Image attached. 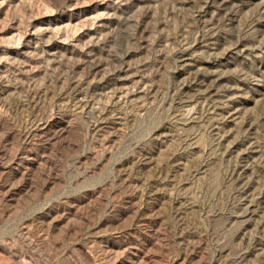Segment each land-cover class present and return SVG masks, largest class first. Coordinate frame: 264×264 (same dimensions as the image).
I'll return each mask as SVG.
<instances>
[{"label":"rangeland","instance_id":"rangeland-1","mask_svg":"<svg viewBox=\"0 0 264 264\" xmlns=\"http://www.w3.org/2000/svg\"><path fill=\"white\" fill-rule=\"evenodd\" d=\"M0 264H264V0H0Z\"/></svg>","mask_w":264,"mask_h":264}]
</instances>
